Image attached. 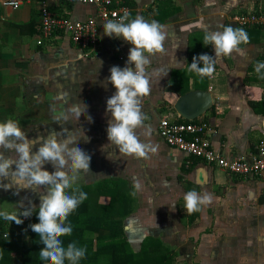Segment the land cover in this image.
<instances>
[{
  "label": "crops",
  "instance_id": "obj_1",
  "mask_svg": "<svg viewBox=\"0 0 264 264\" xmlns=\"http://www.w3.org/2000/svg\"><path fill=\"white\" fill-rule=\"evenodd\" d=\"M122 3L130 19L140 15L147 21L156 20L165 25L168 34L166 53L151 57V64L146 66L151 93L141 99V105L144 123L152 132L146 136V128L136 130L142 142L157 147L155 153L147 158L124 156L107 138L111 114L106 111V101L116 91L107 78L112 66L133 67L126 65L131 45L105 35V22L99 19L97 45L89 53L63 30L38 44L41 33L36 1L16 9L0 5V122L17 121L29 139L47 138L51 131L64 128L75 137L83 135L75 146L90 154V172L81 177L78 186L121 178L131 193L133 178H138L143 189L133 197L129 216L146 209L143 217H152L146 222L152 227L151 235L172 248L173 264H264V177L229 173L168 146L158 133L159 119L164 116L184 122L201 120L208 124L204 137L225 157L247 156L264 141V79L254 70L257 62H264V30L245 29L250 37L248 45H241L246 55L216 58L213 78L188 71L194 56L206 53L215 59L213 46L203 44L206 30H222L229 25L238 28L227 17L240 11H264V0ZM49 6L54 15L72 20H85L97 13L96 5L78 1L49 0ZM191 90L208 91L215 101L199 116L186 119L174 106ZM61 94L66 97L61 98ZM80 103L86 112L77 121L74 116L65 123L54 121L57 114ZM38 147L34 145L32 151ZM9 154L15 156L5 151L6 157ZM42 167L50 173L55 171L51 163ZM8 179L0 178V184ZM47 190L16 189L19 194L14 195L15 186L8 190L0 187V211H18L21 200L25 206L31 200L38 208ZM190 190L211 194L212 203L188 215L183 197ZM99 201L107 203L109 197L100 196Z\"/></svg>",
  "mask_w": 264,
  "mask_h": 264
},
{
  "label": "clouds",
  "instance_id": "obj_2",
  "mask_svg": "<svg viewBox=\"0 0 264 264\" xmlns=\"http://www.w3.org/2000/svg\"><path fill=\"white\" fill-rule=\"evenodd\" d=\"M103 29L108 37L122 38L131 45L126 65H133L132 68H110L107 79L116 91L106 101V111L111 114L107 127L108 141L110 145L117 146L119 153L124 156L147 158L150 153L157 151V147L142 142L136 130L146 128V136L152 132L151 126L144 123L146 117L142 111L141 99L151 93L146 66L151 64V57L166 53L164 44L168 34L165 25L156 20L147 21L140 15L130 19V13L125 11L118 19L106 20ZM249 43L250 37L243 28L229 25L223 26L222 30H206L203 44L213 46L215 59L206 53L194 56L188 71L201 78L211 77L215 72L216 58L230 57L233 53L244 56L246 52L241 45ZM200 64L202 66H198ZM254 70L264 79V62H257ZM163 75H166V70ZM64 97L66 94H61V98ZM52 111L55 113L57 110L53 107ZM85 112L84 104H73L57 114L54 121L65 123L70 116H74L77 121ZM86 119L89 123L92 122L90 115ZM62 135L65 138L58 139ZM81 136L75 137L64 128L61 132L51 131L47 138L40 136L29 139L17 121L8 119L0 122V178H9L0 187L8 190L15 186L14 195L25 188L48 189L41 196L36 212L39 222L30 224L29 227L38 234L43 244L39 251L41 259L50 264H65L66 260L69 264H79L86 255V248L77 246L76 242H70L65 247L61 240V237L70 236L73 231L71 224L66 223L69 215L87 199V193L79 189L78 181L90 172L91 156L75 146ZM88 139L85 137L86 142ZM37 144L38 149L32 151V147ZM5 151L14 152L15 156L9 154L6 157ZM45 163H51L55 171L50 173L45 170L42 167ZM69 189L71 192L66 191ZM142 189L139 179L133 178V191L130 195L135 197ZM183 199L184 210L191 215L210 205L213 197L209 193L201 194L190 190L184 194ZM17 207L18 211H0V218L19 225L23 223L21 217H30L34 212L31 200L28 201V206L21 200ZM155 227L158 226L155 224Z\"/></svg>",
  "mask_w": 264,
  "mask_h": 264
},
{
  "label": "trees",
  "instance_id": "obj_3",
  "mask_svg": "<svg viewBox=\"0 0 264 264\" xmlns=\"http://www.w3.org/2000/svg\"><path fill=\"white\" fill-rule=\"evenodd\" d=\"M248 29L263 31L260 28ZM78 187L87 193V199L69 215L66 223L71 224L73 231L70 236L61 237V240L65 247L70 242H76L77 246L86 248V255L79 264L173 263V250L161 239L146 236L137 248L127 239L124 220L133 210L134 198L125 180L100 179L95 184ZM66 191L71 192L70 189ZM105 195L109 201L100 202V196ZM33 211L19 225L0 219V264H50L41 259L39 251L43 244L38 234L29 227L39 222L36 213L38 208ZM65 264L69 262L66 260Z\"/></svg>",
  "mask_w": 264,
  "mask_h": 264
},
{
  "label": "built area",
  "instance_id": "obj_4",
  "mask_svg": "<svg viewBox=\"0 0 264 264\" xmlns=\"http://www.w3.org/2000/svg\"><path fill=\"white\" fill-rule=\"evenodd\" d=\"M32 1L38 3L40 14L41 37L37 40L38 44L55 31L63 30L86 53L91 52L97 45V19L106 22V20L118 19L125 11L128 12L127 6L122 3L123 0H64L96 5V15L85 20H72L68 17L54 15L50 10L49 0H0V5L16 9ZM227 19L237 27L264 30V11L235 12ZM216 69L215 66V72L210 78L215 76ZM207 128L208 124L201 120L184 122L164 116L158 122V133L168 146L198 157L206 163L215 164L229 173L264 177V141L256 144L254 150L247 156L225 157L212 148L208 139L204 137ZM27 218L22 217V220Z\"/></svg>",
  "mask_w": 264,
  "mask_h": 264
},
{
  "label": "water",
  "instance_id": "obj_5",
  "mask_svg": "<svg viewBox=\"0 0 264 264\" xmlns=\"http://www.w3.org/2000/svg\"><path fill=\"white\" fill-rule=\"evenodd\" d=\"M214 101L208 91L191 90L182 94L174 107L180 116L193 119L205 112Z\"/></svg>",
  "mask_w": 264,
  "mask_h": 264
},
{
  "label": "rangeland",
  "instance_id": "obj_6",
  "mask_svg": "<svg viewBox=\"0 0 264 264\" xmlns=\"http://www.w3.org/2000/svg\"><path fill=\"white\" fill-rule=\"evenodd\" d=\"M137 211L138 213L135 211L132 215H128L124 221L125 234L134 248L139 247L142 240L146 236H152L151 233H153L151 225L147 224L152 217H143V215L147 214L146 209ZM0 219L2 220V218ZM3 225L7 227L6 223H3Z\"/></svg>",
  "mask_w": 264,
  "mask_h": 264
}]
</instances>
